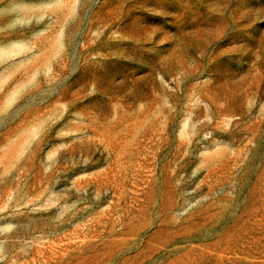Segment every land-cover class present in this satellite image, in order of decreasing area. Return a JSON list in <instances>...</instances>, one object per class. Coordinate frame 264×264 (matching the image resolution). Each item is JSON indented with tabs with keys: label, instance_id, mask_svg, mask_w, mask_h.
<instances>
[{
	"label": "rangeland",
	"instance_id": "1",
	"mask_svg": "<svg viewBox=\"0 0 264 264\" xmlns=\"http://www.w3.org/2000/svg\"><path fill=\"white\" fill-rule=\"evenodd\" d=\"M0 264H264V0H0Z\"/></svg>",
	"mask_w": 264,
	"mask_h": 264
}]
</instances>
